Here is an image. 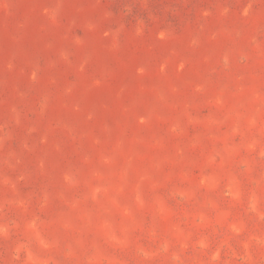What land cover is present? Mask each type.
Masks as SVG:
<instances>
[{
    "label": "rangeland",
    "instance_id": "374dc122",
    "mask_svg": "<svg viewBox=\"0 0 264 264\" xmlns=\"http://www.w3.org/2000/svg\"><path fill=\"white\" fill-rule=\"evenodd\" d=\"M0 264H264V0H0Z\"/></svg>",
    "mask_w": 264,
    "mask_h": 264
}]
</instances>
